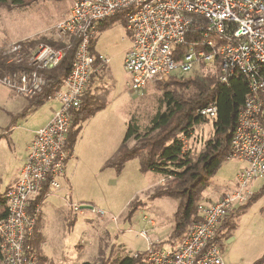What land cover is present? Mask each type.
I'll return each mask as SVG.
<instances>
[{"label": "built area", "instance_id": "2783aa9c", "mask_svg": "<svg viewBox=\"0 0 264 264\" xmlns=\"http://www.w3.org/2000/svg\"><path fill=\"white\" fill-rule=\"evenodd\" d=\"M71 2L70 15L56 26V41L64 46L40 43L25 48L26 41H19L0 48L7 65L21 67L0 76V83L19 96L31 98L45 86L41 72L57 68L72 49V40L77 43L71 71L50 99L58 107L35 131L18 180L3 195L8 212L0 221L3 264H38L31 241L40 204L32 214L29 210L41 194L42 199L58 196L64 188L67 162L72 157L67 144L73 118L93 77L102 69L96 66L99 59L93 52V38L100 25L120 14L131 37L123 63L130 93L139 94L150 84L166 83L174 72L183 76L199 73L202 64L218 69L222 85L229 86L235 76L246 85L227 157L241 163L235 188L216 201L199 203V220L177 241L163 244L149 239L145 230L139 232L148 247L140 257L134 254L140 258L138 264H227L217 240L221 223L252 196L253 185L264 179V0ZM109 61L101 59L102 65ZM199 115L216 119L217 103L201 108ZM67 204L74 212L83 210L79 203ZM148 223L156 225L153 220Z\"/></svg>", "mask_w": 264, "mask_h": 264}, {"label": "rangeland", "instance_id": "374dc122", "mask_svg": "<svg viewBox=\"0 0 264 264\" xmlns=\"http://www.w3.org/2000/svg\"><path fill=\"white\" fill-rule=\"evenodd\" d=\"M71 7L70 0L0 3V45L5 47L39 37L59 40L56 26L67 18ZM93 43L101 58H110L105 74L108 76L106 80L117 82V109L113 107L97 114L85 126L79 124V127H84L82 137L76 145L74 157L67 162L65 178L68 175L70 178L73 170L80 173L82 179L77 186L78 197L86 201L83 205L79 203L80 206H92L105 214L101 216L91 209H83L84 214L80 215L69 210L67 201L71 198L65 191H60L58 196L41 199L35 237L31 241L38 264H118L123 258L142 253L148 247V241L139 232L145 230L149 239L166 244L175 226L178 198H152L158 190L168 187L172 179L143 169L146 152L127 161L118 170L106 165L108 160L104 164L99 163L100 156L95 153L97 147L94 145L96 143L100 147L112 138L119 140L124 136V115L128 124L136 118L141 128H146L157 112L160 97L169 90V80L163 84H150L139 94L130 93L126 84L129 78L123 67L130 38L123 14L108 19L93 38ZM172 76L183 75L174 72ZM17 100L10 99L0 108V195L12 176L18 173L17 166H20L23 157L26 158V146L34 130L48 117V109L53 106V103H45L37 113L28 115L26 120L19 118L16 127H10L12 114L19 113L20 116L31 107L27 97L18 96ZM212 134V119L196 125L191 135L185 138V149L197 153ZM240 167L241 163L237 160H227L211 178L199 203L210 202L231 192L236 186ZM263 185L264 179L256 182L252 189L257 192ZM138 206V210L133 209ZM113 217L116 220H112ZM145 217L156 225L151 226ZM223 232L220 246L227 264H254L264 255V193L238 217L235 229L227 228Z\"/></svg>", "mask_w": 264, "mask_h": 264}, {"label": "trees", "instance_id": "16d2710c", "mask_svg": "<svg viewBox=\"0 0 264 264\" xmlns=\"http://www.w3.org/2000/svg\"><path fill=\"white\" fill-rule=\"evenodd\" d=\"M9 1L23 3V0H0V3L5 4ZM105 24L106 22L102 24L101 28ZM40 43L54 47L64 46L61 41L45 37L26 41L24 45L25 48H33ZM72 43V49L67 52L65 59L57 68L41 72L45 80L43 90L35 97L28 98L31 107L20 116L14 117L11 122L12 125H15L19 118L24 119L34 113L62 88L74 61L77 43L75 40H72ZM20 68L17 65H7L6 59L0 56V76ZM167 87L169 90L160 97L157 112L151 118L150 124L142 129L137 119L132 118L119 151L106 165L121 170L127 161L146 152L143 169L158 172L172 179L168 187L158 190L152 196V198L172 196L179 200V206L175 213L174 230L167 241L172 242L181 239L188 228L199 220L198 204L203 192L209 186L211 178L227 161L231 152L237 115L244 103L247 88L240 76H235L229 86L222 85L219 82L218 69H211L204 64H202L199 73L171 77ZM213 102H216L218 106V116L212 120L213 134L204 142L201 150L197 153H193L191 150L187 151L185 138L191 135L196 125L208 121L199 115V110ZM104 107L105 104H101L96 97L85 93L82 106L73 118L69 133L67 145L70 151L73 150L77 141L80 132L79 124L92 118L97 111ZM132 142L134 144L130 146ZM262 193H264V185L222 221L217 235L219 242L224 234L223 231L227 228L235 229L238 217L247 212ZM42 197L41 194L30 208L31 214L35 205L40 204ZM142 205L143 203L139 206ZM139 206L133 209L138 210ZM7 216L6 201L1 194L0 221ZM141 255L142 253H139V257ZM41 259L42 257H40ZM139 261L140 258L138 257L127 256L118 264H138ZM0 263L3 264L1 254ZM82 264L96 263L84 262ZM254 264H264V255L257 259Z\"/></svg>", "mask_w": 264, "mask_h": 264}, {"label": "crops", "instance_id": "0c3cea01", "mask_svg": "<svg viewBox=\"0 0 264 264\" xmlns=\"http://www.w3.org/2000/svg\"><path fill=\"white\" fill-rule=\"evenodd\" d=\"M71 1V0H70ZM72 3V2H71ZM71 13V12H70ZM70 15V14H69ZM68 15V16H69ZM67 16V17H68ZM102 25H100L99 29H98V32L100 30ZM97 32V33H98ZM128 37L130 38V46L128 48V50L130 49L131 47V37L130 35L127 33ZM4 47L3 45H0V48ZM96 46L95 44L93 43V52L95 53V55L98 57V62L96 63V66L98 67H102L101 71L99 74L95 75L93 77V80H92V83L90 85V87L88 88V90L86 91V94H90L94 97H96L99 102L101 104H105V107L99 111H97L95 113V115L92 117H96L97 114H100L101 112H105L113 107H115V109H117V104H116V101L119 97V94H118V91H117V82L112 79V80H106V70L108 69L109 65H110V61L108 64L106 65H102V62H101V54H97L96 52ZM127 50V52H128ZM126 52V53H127ZM126 55V54H125ZM125 58V56H124ZM110 60V58H109ZM123 63H124V60H123ZM127 84V83H126ZM19 95H17L16 93H14L13 91H11L10 89H8L7 87L3 86L2 84H0V108L3 106V105H6L10 102V99H12L14 102H18L17 98H18ZM131 98H132V95L130 94ZM22 97V96H20ZM13 102V103H14ZM49 103H53L52 107L49 108L48 110H50L48 113V117L34 130L33 132V136H32V139H30L29 143L27 144L26 146V150H25V154L24 156H26L27 154V151H28V147L30 146L33 138H34V134H35V131H37L40 127H42L43 125H45L51 118H52V115L54 113V111L56 110V108L58 107V104L52 100H49L48 101ZM47 102V103H48ZM45 104L40 106L34 113H37L40 109L44 108ZM22 113H20L21 115ZM33 114V113H32ZM30 114V115H32ZM29 115V116H30ZM16 116H19V113L17 114H12L11 115V121H10V127L11 126H15L16 125H12L11 122H12V119ZM29 116H27L29 118ZM24 118L25 120L28 119V118ZM122 118V116H120ZM130 117H131V113H130ZM90 118V119H92ZM90 119L82 122V125L85 126L86 122L89 121ZM124 121H125V132H124V136H121L119 140H115L114 138H112V140H110L108 143H106L105 145L103 146H98L96 145V143H94V145L97 147L95 153H97V156H100V162L101 164H104V161L106 160H110L112 159L115 154L119 151V148L121 146V144L123 143V140H124V137L126 135V132H127V127H128V123H127V119L126 118V115L123 116L122 118ZM129 122V121H128ZM111 124L113 125L114 122L112 121ZM117 125V124H116ZM14 127V128H15ZM84 128V127H83ZM82 127H80V132H79V135H78V138H77V141L74 145V148H73V153H72V158L74 157V151L76 150V145L79 143V140L81 139L82 137ZM14 144V143H13ZM16 145L14 144V147ZM24 160L25 158L23 157V159L20 161V166H17V170H18V173L17 174H14L11 178V180L9 181V183L6 185V187L4 188L3 190V193L2 195H4V193L6 192V190L12 186L13 184H15L18 180V177H19V174H20V170L23 166V163H24ZM239 172V171H238ZM238 175V174H237ZM67 177V176H66ZM82 179L80 173H78L77 171H72L71 174H70V178H69V175L67 178L64 179V188L61 190V192L65 191L66 194H70V198H71V201L74 202V198L76 199V202L75 203H80L83 205V203H85L86 201L85 200H82L83 198H79L78 197V192H77V186H78V182H80ZM66 180H68L66 182ZM69 183V185H68ZM235 188V187H234ZM60 193V192H59ZM222 196V195H221ZM220 196V197H221ZM80 199H78V198ZM220 197H216L214 200H209L210 202L212 201H216L217 199H219ZM62 199V198H61ZM56 206V204H55ZM67 207L68 209L70 210L71 208L68 206L67 204ZM72 210V209H71ZM81 214H84L83 212L80 213Z\"/></svg>", "mask_w": 264, "mask_h": 264}, {"label": "water", "instance_id": "95a60500", "mask_svg": "<svg viewBox=\"0 0 264 264\" xmlns=\"http://www.w3.org/2000/svg\"><path fill=\"white\" fill-rule=\"evenodd\" d=\"M81 208H82V209H91V210L93 209L92 206H82Z\"/></svg>", "mask_w": 264, "mask_h": 264}]
</instances>
